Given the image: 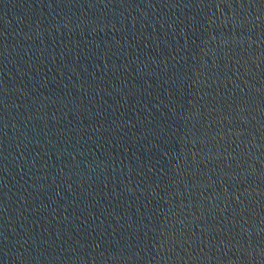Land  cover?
Listing matches in <instances>:
<instances>
[{
    "label": "water",
    "instance_id": "water-1",
    "mask_svg": "<svg viewBox=\"0 0 264 264\" xmlns=\"http://www.w3.org/2000/svg\"><path fill=\"white\" fill-rule=\"evenodd\" d=\"M0 264H229L184 0H0Z\"/></svg>",
    "mask_w": 264,
    "mask_h": 264
}]
</instances>
